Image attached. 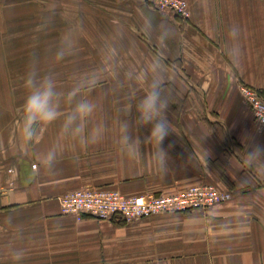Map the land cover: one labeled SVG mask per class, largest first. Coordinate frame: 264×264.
<instances>
[{"label": "crops", "instance_id": "1", "mask_svg": "<svg viewBox=\"0 0 264 264\" xmlns=\"http://www.w3.org/2000/svg\"><path fill=\"white\" fill-rule=\"evenodd\" d=\"M187 2L190 17L182 21L147 0H0V264H264V162L251 168L242 162L246 146H264V126L237 89L238 83L247 84L264 96V0ZM145 17L172 31L164 61L172 128L160 145L164 170L155 144L144 143L151 125L133 131L141 140L139 154L118 143L119 109L129 88L116 81L160 50L158 41L140 30ZM234 25L241 53L235 62L225 51ZM69 33L77 54L50 63L47 50ZM113 49L118 60L109 66ZM34 56L42 70L55 73L62 93L74 77L108 68L101 82L84 92L98 104L93 121L105 125L102 139L87 146L61 143L53 172L40 166L38 154L56 143L60 121L43 126L28 148L20 132L23 77ZM136 88L139 98L143 90ZM61 110H69L66 102ZM134 117L133 110L129 119ZM200 182L233 196L206 210L123 222L77 220L60 212L57 199L89 186L115 187L127 195L171 194ZM16 250L23 252L18 261L12 258Z\"/></svg>", "mask_w": 264, "mask_h": 264}, {"label": "clouds", "instance_id": "2", "mask_svg": "<svg viewBox=\"0 0 264 264\" xmlns=\"http://www.w3.org/2000/svg\"><path fill=\"white\" fill-rule=\"evenodd\" d=\"M50 19V18H49ZM148 38H155L160 50L156 57L146 62L141 68H129L124 71L122 78L116 81L117 87L129 88L125 105L119 109L120 137L118 143L133 154L140 153L141 140L133 136L134 129L151 125L150 135L144 143H154L158 151L155 158L158 160L161 170L166 169V153L160 145L172 131L171 122L167 119V111L171 105V95L167 88L164 61L167 59L165 52L166 42L171 38L172 31L166 26H156L151 17H145L140 29ZM240 29L232 26L228 32L226 53L230 60L235 62L240 58L239 49ZM77 44L73 36L65 34L57 43L47 50L50 63H60L77 54ZM118 54L115 49L108 57L109 66H115ZM108 68L94 70L82 76L74 77V83L67 93L57 91L55 73L51 70L44 71L41 68L39 57L30 59L23 77V87L26 96L22 106L21 137L26 148L38 140L43 126L52 125L60 121L56 143L38 154L40 166L53 172L58 162L59 145L65 141L78 142L81 146L98 143L105 131L103 122H94L93 118L98 110V104L84 96L85 90L95 88L103 79ZM136 86L143 90V95L137 98ZM67 103L69 110L62 112V103ZM134 102V103H133ZM133 110L135 117H132ZM243 166L253 167L258 162H264V146L255 144L245 148ZM246 177H242L239 183H245ZM11 223V218H7ZM13 260L23 258L22 250L12 253Z\"/></svg>", "mask_w": 264, "mask_h": 264}, {"label": "built area", "instance_id": "3", "mask_svg": "<svg viewBox=\"0 0 264 264\" xmlns=\"http://www.w3.org/2000/svg\"><path fill=\"white\" fill-rule=\"evenodd\" d=\"M153 8L178 17L182 21L190 17L187 0H147ZM237 89L254 119L264 126V96L256 87L238 83ZM36 164H32L35 168ZM8 172L12 167L6 168ZM230 190H222L207 182L190 184L171 194H124L115 187L89 186L69 190L58 196L59 210L71 214L77 220L84 217L96 219L121 218L136 221L144 216L190 211L194 208L206 210L215 203L232 198Z\"/></svg>", "mask_w": 264, "mask_h": 264}, {"label": "rangeland", "instance_id": "4", "mask_svg": "<svg viewBox=\"0 0 264 264\" xmlns=\"http://www.w3.org/2000/svg\"><path fill=\"white\" fill-rule=\"evenodd\" d=\"M108 220H117V221H124V220H122L121 218H111V219H108Z\"/></svg>", "mask_w": 264, "mask_h": 264}]
</instances>
